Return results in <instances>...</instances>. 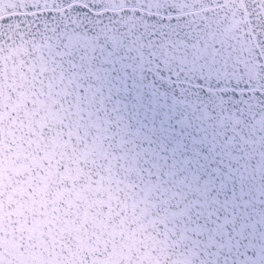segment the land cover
<instances>
[{
    "label": "snow or ice",
    "instance_id": "1",
    "mask_svg": "<svg viewBox=\"0 0 264 264\" xmlns=\"http://www.w3.org/2000/svg\"><path fill=\"white\" fill-rule=\"evenodd\" d=\"M0 264H264V0H0Z\"/></svg>",
    "mask_w": 264,
    "mask_h": 264
}]
</instances>
